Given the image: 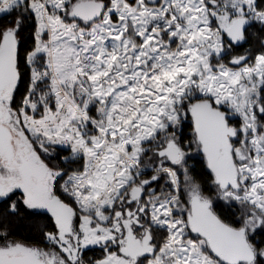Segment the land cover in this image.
Wrapping results in <instances>:
<instances>
[{"label": "snow or ice", "instance_id": "6c2138e0", "mask_svg": "<svg viewBox=\"0 0 264 264\" xmlns=\"http://www.w3.org/2000/svg\"><path fill=\"white\" fill-rule=\"evenodd\" d=\"M0 264H264V0H0Z\"/></svg>", "mask_w": 264, "mask_h": 264}, {"label": "trees", "instance_id": "16d2710c", "mask_svg": "<svg viewBox=\"0 0 264 264\" xmlns=\"http://www.w3.org/2000/svg\"><path fill=\"white\" fill-rule=\"evenodd\" d=\"M184 136H185V143L187 144L191 140V137H192V130L190 126L184 129ZM188 167L190 170H194L193 172L194 175L202 177V181L207 180V176L204 175L206 169L204 167L203 157L196 151L195 145H192V149L190 152V158L188 159ZM34 235L35 233L32 232L31 236H34ZM16 238L17 239H30V232L26 225L21 226L18 229ZM100 255L101 253L98 249H93L88 252V257L90 259L98 257Z\"/></svg>", "mask_w": 264, "mask_h": 264}, {"label": "water", "instance_id": "95a60500", "mask_svg": "<svg viewBox=\"0 0 264 264\" xmlns=\"http://www.w3.org/2000/svg\"><path fill=\"white\" fill-rule=\"evenodd\" d=\"M201 155V154H200ZM202 156V155H201Z\"/></svg>", "mask_w": 264, "mask_h": 264}]
</instances>
